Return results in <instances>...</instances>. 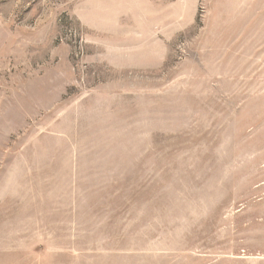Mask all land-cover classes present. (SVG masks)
Listing matches in <instances>:
<instances>
[{
	"label": "rangeland",
	"instance_id": "rangeland-1",
	"mask_svg": "<svg viewBox=\"0 0 264 264\" xmlns=\"http://www.w3.org/2000/svg\"><path fill=\"white\" fill-rule=\"evenodd\" d=\"M0 264H264V0H0Z\"/></svg>",
	"mask_w": 264,
	"mask_h": 264
}]
</instances>
